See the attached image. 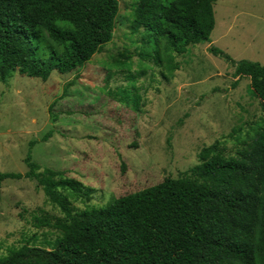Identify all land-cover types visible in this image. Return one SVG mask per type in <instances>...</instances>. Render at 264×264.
Wrapping results in <instances>:
<instances>
[{"label": "rangeland", "instance_id": "374dc122", "mask_svg": "<svg viewBox=\"0 0 264 264\" xmlns=\"http://www.w3.org/2000/svg\"><path fill=\"white\" fill-rule=\"evenodd\" d=\"M135 0H119L112 40L91 61L47 80L0 77V256L28 243L50 249L72 216L179 177L217 141L235 155L264 125L261 101L234 60L264 65V0H214L211 42L191 45L170 74L139 54ZM38 180L52 184L58 203Z\"/></svg>", "mask_w": 264, "mask_h": 264}, {"label": "trees", "instance_id": "16d2710c", "mask_svg": "<svg viewBox=\"0 0 264 264\" xmlns=\"http://www.w3.org/2000/svg\"><path fill=\"white\" fill-rule=\"evenodd\" d=\"M132 29L139 54L170 74L191 45L211 42L214 0H135ZM119 0H0V77L13 72L47 80L87 64L114 35ZM238 81L251 80L264 113V65L234 60ZM217 141L179 177L114 198L72 216L68 232L50 249L25 243L0 264H264V125L235 155ZM30 153L25 173L36 178ZM54 202L55 187L38 180Z\"/></svg>", "mask_w": 264, "mask_h": 264}, {"label": "crops", "instance_id": "0c3cea01", "mask_svg": "<svg viewBox=\"0 0 264 264\" xmlns=\"http://www.w3.org/2000/svg\"><path fill=\"white\" fill-rule=\"evenodd\" d=\"M1 195V194H0Z\"/></svg>", "mask_w": 264, "mask_h": 264}]
</instances>
